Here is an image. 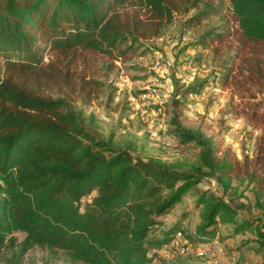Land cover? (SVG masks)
Segmentation results:
<instances>
[{
    "label": "trees",
    "instance_id": "16d2710c",
    "mask_svg": "<svg viewBox=\"0 0 264 264\" xmlns=\"http://www.w3.org/2000/svg\"><path fill=\"white\" fill-rule=\"evenodd\" d=\"M228 1L237 34L222 25L197 43L238 35L242 42L221 83L241 97L249 95L243 91L248 87L264 93V59L242 55L247 41L264 42V0ZM223 7V0H0V249L16 241L12 232L21 231L17 262L39 246L62 250L72 262L151 264L178 233L186 247L217 238L222 224L233 225L232 235L253 227L257 219L239 220L231 204L197 185L205 173L224 190L232 188L233 179L248 176L264 213L263 148L254 158L240 159L210 138L176 128L181 143L200 145V165L190 173L170 171L110 147L64 99L34 89L36 82L57 80L54 64L43 61L45 52L66 54L82 47L111 55L125 45L118 51L123 56L140 39L159 36L174 13L198 8L192 16L198 23ZM234 104L233 112L247 113L264 127V102L243 98ZM194 190L201 222L186 232L190 209L172 221L166 216ZM256 229L257 250L264 251V233Z\"/></svg>",
    "mask_w": 264,
    "mask_h": 264
},
{
    "label": "rangeland",
    "instance_id": "374dc122",
    "mask_svg": "<svg viewBox=\"0 0 264 264\" xmlns=\"http://www.w3.org/2000/svg\"><path fill=\"white\" fill-rule=\"evenodd\" d=\"M223 2L219 14L206 15L198 23L192 20L198 8L174 13L159 36L140 39L134 50L123 56L118 51L125 45L111 55L82 47L66 54L45 52L43 61L54 64L57 80L36 82L35 92L64 99L67 109L115 150H125L133 159L153 161L170 171L190 173L200 165V145L181 143L176 128L210 138L221 150H229L240 159L244 155L254 158L259 147L264 149V127L249 114L233 112L232 108L243 98L264 102V93L248 87L243 91L249 95L241 97L221 83L231 66L230 56L242 39L235 35L220 42L197 43L203 33L217 32L222 25L236 32L229 1ZM248 54L264 59V42L247 41L242 55ZM152 88L157 95L151 94ZM192 88L197 91L192 92ZM201 169L208 172L206 167ZM197 186L231 204L239 220L257 219L253 227L232 235L233 225L222 224L214 254L193 249L194 245L183 247V235L177 234L174 245L167 252L159 251L151 264H264V251L257 250L261 239L256 234V228L264 233V213L256 206L254 182L248 176L236 178L232 188L224 190L205 173ZM197 198V190L189 191L166 216L167 221L174 220L182 209H190L183 226L192 232L201 222ZM11 236L16 241L0 249V264H88L70 261L62 250L53 252L39 246L30 248L17 262L14 255L25 233L14 231Z\"/></svg>",
    "mask_w": 264,
    "mask_h": 264
},
{
    "label": "built area",
    "instance_id": "2783aa9c",
    "mask_svg": "<svg viewBox=\"0 0 264 264\" xmlns=\"http://www.w3.org/2000/svg\"><path fill=\"white\" fill-rule=\"evenodd\" d=\"M151 94L157 95L156 88L151 89ZM178 235H180V233H178ZM174 243L175 242L173 241V242H170L168 244H165L159 251L160 252H167V250H169L171 248V246L174 245ZM195 248L201 249L203 251V253H205V254H214V253L218 252V250L213 247V245L210 241L202 243L200 245H195ZM245 264H249V263H245Z\"/></svg>",
    "mask_w": 264,
    "mask_h": 264
},
{
    "label": "crops",
    "instance_id": "0c3cea01",
    "mask_svg": "<svg viewBox=\"0 0 264 264\" xmlns=\"http://www.w3.org/2000/svg\"><path fill=\"white\" fill-rule=\"evenodd\" d=\"M210 242L212 243L213 247L216 248V249H217V247H218L219 244H220L219 241L217 240V238L211 240ZM193 249H198V248H193ZM217 250H218V249H217Z\"/></svg>",
    "mask_w": 264,
    "mask_h": 264
}]
</instances>
